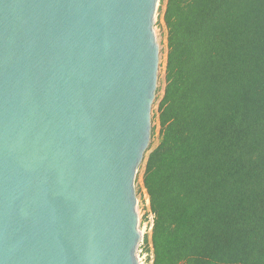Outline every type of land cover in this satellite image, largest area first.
Wrapping results in <instances>:
<instances>
[{
    "label": "water",
    "instance_id": "obj_1",
    "mask_svg": "<svg viewBox=\"0 0 264 264\" xmlns=\"http://www.w3.org/2000/svg\"><path fill=\"white\" fill-rule=\"evenodd\" d=\"M159 0H0V264H139Z\"/></svg>",
    "mask_w": 264,
    "mask_h": 264
},
{
    "label": "trees",
    "instance_id": "obj_2",
    "mask_svg": "<svg viewBox=\"0 0 264 264\" xmlns=\"http://www.w3.org/2000/svg\"><path fill=\"white\" fill-rule=\"evenodd\" d=\"M160 9L158 141L142 162L149 264H264V0Z\"/></svg>",
    "mask_w": 264,
    "mask_h": 264
},
{
    "label": "rangeland",
    "instance_id": "obj_3",
    "mask_svg": "<svg viewBox=\"0 0 264 264\" xmlns=\"http://www.w3.org/2000/svg\"><path fill=\"white\" fill-rule=\"evenodd\" d=\"M161 3H162V0H159L158 7L156 10V15L154 18V31L156 34V39L159 44V50H160V60L159 61L160 62H159V68H158L157 89H156L155 99L152 104V123H151L152 131H151V138H150V144H149V146L151 147L156 145L158 141L159 125H158V120L156 118L153 119V112L156 110V107H157L156 105L158 101L157 96L158 95L160 96L162 94L164 65H165V56H166V29H165L163 20L161 18L162 16L161 9H160ZM142 162L140 164L141 166H139L138 168V172H137L136 180H135V189H136V196H137L136 208H137L138 218H139V228L142 232V238L139 241L138 248L136 251V256H137L139 264H149L150 260H149L148 254L145 251L143 237L145 234L149 233L150 224L152 221V215L149 214V208H148L149 200L147 198L145 189L143 188V185H142V171H143Z\"/></svg>",
    "mask_w": 264,
    "mask_h": 264
}]
</instances>
